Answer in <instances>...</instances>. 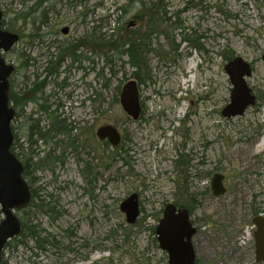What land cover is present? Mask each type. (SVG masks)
I'll return each mask as SVG.
<instances>
[{
	"label": "rangeland",
	"instance_id": "1",
	"mask_svg": "<svg viewBox=\"0 0 264 264\" xmlns=\"http://www.w3.org/2000/svg\"><path fill=\"white\" fill-rule=\"evenodd\" d=\"M143 1L146 6L160 2ZM186 1L163 0L159 5L155 18L161 27L156 39H151L152 47L158 52L170 50L165 28L171 30L178 46L168 56L148 53L150 78L142 83L144 113L140 120H133L120 106L116 90L120 79L122 87L132 78L133 68L120 64L125 56L116 62L112 75L98 48L92 51L86 43L75 54L89 59L72 64L66 56L54 76L44 60L47 51H52L48 46L52 40L73 44L80 38L86 40L84 35L91 34L94 26L97 35L105 32L109 23L118 36L127 32L133 17L137 26L146 25V13L144 21L140 20L141 0H0L4 26L22 37L4 54L15 64V83L32 80L35 73L39 82L45 79L43 89L51 109L57 108L61 118L74 124L69 137L75 138V144L85 145V150H74L68 145L69 137L59 136L57 146L53 140L56 143L46 147L60 155L62 163L53 171L34 175L40 177L37 184L44 191L58 197L62 210L56 221L40 214L38 218L56 247L42 252L29 241L28 246L8 248L4 255L8 264H90L102 258L101 264H168V255L154 245L146 227L157 224L155 217L168 202L186 203L188 195L196 200L190 204V219L196 227L192 238L196 264H264L255 261L251 222L253 207L264 210V0H202L189 10ZM44 19H48L46 24L41 22ZM176 22L182 27H169ZM64 26L69 32L61 33ZM185 34L198 37L201 49L184 43ZM225 50L250 62L253 72L247 83L257 100L244 114L228 118L220 113L231 89L223 70L230 60L224 59ZM117 56L113 53L112 59ZM31 57L36 58L35 65L26 67V58ZM69 64L74 67L67 72ZM77 64L84 69H76ZM188 70L192 71L188 76L192 88L186 90ZM105 78H110L108 89L103 87ZM93 90H98L102 103L87 98ZM25 111L29 113L30 107ZM170 123H174L171 131ZM15 124L20 125L19 120ZM103 124L114 125L128 137L123 144L127 165L110 161L113 147H106L95 135ZM179 154L184 155L185 165L176 162ZM201 155L206 165H201ZM87 163L99 177L91 185L81 173ZM105 164L110 167L104 168ZM179 167L185 168L183 175ZM213 173L224 177L226 191L218 196L210 189ZM134 191L139 194L138 222L143 229L130 227L119 210V202ZM105 247L110 250L102 251Z\"/></svg>",
	"mask_w": 264,
	"mask_h": 264
},
{
	"label": "trees",
	"instance_id": "2",
	"mask_svg": "<svg viewBox=\"0 0 264 264\" xmlns=\"http://www.w3.org/2000/svg\"><path fill=\"white\" fill-rule=\"evenodd\" d=\"M160 2H150L145 5V2L141 0L142 5L139 9L141 11H145L147 13L146 17H148L149 20H147V24L143 25L142 27L137 26V28H127L125 33H121L118 36H115V32L112 28H110L111 23L108 24V28L105 30V32H100L99 35H95L93 33L94 27L91 30V38H89L88 34H85L84 37L86 40L82 41V38H80L77 43L72 44V42L63 41L61 43H57L55 40H52L50 44L48 45L50 48L52 47V51L48 50L46 53V58L44 60V63L46 64V68L49 74H52L53 76L58 73V66L60 65L61 61L64 59V57H70L71 63L74 64V62H77L81 60V58H88L86 55L85 57L79 56L75 54V51L78 46L81 44H84L85 41L88 42L95 39L97 42H91L89 45L90 49L94 51L97 49L103 58V63L105 66V69H108L109 75L116 74V71H114V67L117 65V61H121L122 57L125 56L126 60L121 61V67L124 65H130V67L133 68V66H136V74L138 83L144 84L147 79H149V73H148V62H147V56L148 53L153 52L156 56L165 55L168 56L171 54V49L177 48L178 44L174 43V36L171 34V30L168 28L162 29L164 32V35L167 37L166 39L170 41L169 48L170 50L165 51L163 49L160 50V52L153 49L154 42L151 41L155 40L157 37V34L160 33L159 28L161 25H159V19H156L155 16L159 14V5L162 6L163 0H159ZM202 0L194 1V0H187L185 5V9L189 10L192 7H197L201 4ZM146 6V7H145ZM191 6V7H190ZM147 10H146V9ZM123 10V8H120ZM145 9V10H144ZM4 14V13H3ZM29 14V13H28ZM30 15V14H29ZM28 15V17H29ZM22 16V14H20ZM162 16V15H161ZM26 17V16H24ZM162 21H166L165 18H162ZM42 22V21H41ZM2 24L4 26V19L2 20ZM42 24H44L42 22ZM145 27V28H144ZM171 28H180L182 27L181 23L176 22L175 24H170ZM7 29H10L12 31L13 28L11 26L6 27ZM143 28V29H142ZM16 32V31H14ZM158 32V33H157ZM17 33V32H16ZM18 34V33H17ZM20 36V33L18 34ZM20 38H22L20 36ZM184 43L190 44L191 48H197L201 49L199 44L198 37H191L190 35L185 34L181 38ZM97 45V46H96ZM56 48L53 50V48ZM102 47H104V50H102ZM101 48V49H100ZM115 53L118 56L116 59H112V54ZM224 59H231L233 56L230 55L228 50H225L224 52ZM57 56V60H53V57ZM35 59L34 57L26 58L25 64L26 67L34 66L35 65ZM31 62V63H30ZM72 64H69L70 66ZM201 64V61L197 64V67H199ZM16 68V67H15ZM46 70V69H45ZM16 70L13 72L10 80V87H9V101L13 105L16 111V115L12 120L11 125V131L13 133V141L11 146V152L15 154L18 159L22 162V165H24V170L22 176L27 181L28 186L30 187V201L27 204L26 207L20 209L17 211V215L21 222L20 232L18 235L10 238L7 240V243L5 244L3 250H2V256H4L5 251L9 248H17L19 245L28 246L29 241H31L35 248L38 250H41L42 252H46V247H56V244L53 240L49 239V234L45 233V229L40 226L41 224V218H38V214L41 216H45L46 218L50 219V221H56L61 214L62 208L59 209L58 206V197L54 195V193L46 192L44 191V188L42 185L37 184V182L40 180V177L37 175H34L37 171H53L54 167L58 162L62 163V159L60 155H56L52 149H46V147L51 146L55 144L53 140L57 141L56 145H58L59 136H67L69 137L71 134V130L74 128V124L71 123V121L68 122V120H65L64 118H61V113H58L57 108L51 109V104L48 101V96L44 93V87L46 85V80L43 79L42 82H39V74H34L32 77V80L26 79L22 81L20 85L15 83V80L13 79V75H15ZM132 74V73H131ZM110 81V78L106 79L103 83L104 89H108V83ZM128 81V78L126 79ZM125 81V82H126ZM121 79L118 81V84L116 86L117 92L121 89ZM57 85L61 86L59 82H56ZM63 85V83H62ZM92 102H103V98L100 97V94L98 90H93V93L89 94L88 97ZM114 100L117 102L118 97H115ZM58 103V102H57ZM60 105L59 103L57 104ZM30 107V112L27 113L25 110ZM141 117H139L138 120H140ZM19 120L20 125L15 124ZM125 141H129L128 137L126 135H121V142L117 146H112L111 153L109 155L110 161L114 163H123L124 165L128 164V161L125 159L124 154L127 153L126 148H124ZM75 138H70L68 140V145L72 147V149H83L85 147L84 144L79 143L78 145L75 144ZM104 145L108 147L109 142L107 140H104ZM46 149V150H45ZM43 156H40L42 155ZM102 157V156H101ZM179 159L176 160L179 165H185L187 161L184 159V155L179 154ZM184 159V160H182ZM33 160H36L33 162ZM109 164H105L104 168H109ZM93 166H91L89 163L86 164L84 167V174L83 177L86 180L87 184L91 185L95 181L99 180V177H97L96 174L97 171H93ZM180 173L183 175V172L185 171L183 167H179ZM106 185V184H105ZM105 185L103 187H105ZM93 186H91V190L89 189V194H92ZM183 190L187 191L186 183H184ZM88 193V192H87ZM186 203H180L179 201L177 203H174L175 206H181L186 207L188 211H190V204L192 205L196 202L194 196L188 195L186 199ZM163 209V208H162ZM264 210H261L259 207H253L252 208V217L255 214L263 213ZM159 213H163L162 210L159 211ZM0 214H2V211L0 209ZM264 215V214H263ZM162 214H157L155 217V220L158 221L161 218ZM143 222V221H141ZM131 226L137 225L143 229L142 224L138 222V219L133 224H128ZM157 225V224H156ZM156 225L148 226L146 229L150 230V233L153 234L152 242L156 247H158L157 238L155 234ZM139 229V230H141ZM45 233L44 235H42ZM112 234L114 231L112 230ZM127 237L130 235L126 234ZM125 236V237H126ZM114 237V236H113ZM160 247V246H159ZM110 250L109 247H105L102 249V251ZM109 257V255L107 256ZM103 259V258H102ZM94 260V262L90 264H101V260ZM0 264H8L7 260H4L3 258L0 260ZM196 264V260L195 263Z\"/></svg>",
	"mask_w": 264,
	"mask_h": 264
},
{
	"label": "water",
	"instance_id": "3",
	"mask_svg": "<svg viewBox=\"0 0 264 264\" xmlns=\"http://www.w3.org/2000/svg\"><path fill=\"white\" fill-rule=\"evenodd\" d=\"M3 16L0 7V209L3 215L0 221V260L7 240L20 232L21 222L17 211L26 207L31 198L30 187L22 176L24 165L11 152L13 141L11 121L16 112L8 101V94L9 77L14 71V64L7 62L2 56V52L9 51L20 36L2 26ZM67 29V26L62 27L61 33H66ZM261 57L264 62V52ZM223 70L231 83V89L228 103L220 113L225 118L242 115L257 101L256 95L247 83L253 68L248 60L236 55L225 63ZM119 103L128 117L134 120L139 118L141 106L137 84L133 78L121 87ZM96 136L98 140H108L112 146L118 145L121 141L118 128L112 124L99 125ZM210 178L213 195L218 196L226 191L223 174L214 173ZM119 210L125 215L127 223H135L140 215L139 194L134 191L126 196L119 202ZM162 212L155 234L158 245L168 255V264H194L196 254L192 237L196 233V227L190 221L189 211L185 207L177 208L175 204L168 202ZM251 219L255 227L253 233L255 261L264 262V216L255 214Z\"/></svg>",
	"mask_w": 264,
	"mask_h": 264
},
{
	"label": "flooded vegetation",
	"instance_id": "4",
	"mask_svg": "<svg viewBox=\"0 0 264 264\" xmlns=\"http://www.w3.org/2000/svg\"><path fill=\"white\" fill-rule=\"evenodd\" d=\"M75 3V2H74ZM168 4V2H166V5ZM201 5V4H200ZM191 7V6H190ZM91 12H93V11H91ZM145 11H143V12H141V16H140V20L141 21H144V17H145ZM85 13H83V15H84ZM147 14V13H146ZM82 15V16H83ZM135 18V19H134ZM137 19V17H133L132 18V21L131 22H129V28H137V25H138V20H136ZM48 19H44L42 22L44 23V24H46V21H47ZM48 22V21H47ZM132 23V24H131ZM2 26H3V24H2ZM5 29H7L5 26H3ZM67 32H69V27L67 26ZM8 30V29H7ZM62 30V29H61ZM96 28L94 27V31H93V33H95L94 34V36L95 35H97V33H96ZM90 33H91V31H90ZM92 34V33H91ZM91 34H88L89 35V38H91ZM91 42H97V40L95 39V41L94 40H91ZM90 41H88V42H86L85 41V43L86 44H88V45H91L90 43H91ZM74 43H77V42H74ZM74 43H73V45H74ZM97 46V45H96ZM74 47H75V45H74ZM75 51V50H74ZM9 52V51H8ZM6 52H3L2 54H3V56H4V54H5ZM74 64H75V62H74ZM68 66V70H67V72L72 68V66L73 65H67ZM74 67V66H73ZM76 69H80V70H83L84 68L81 66V65H79V64H77L76 65ZM136 70H137V68H136V66H133V70H132V78L135 80V82H136V84H137V88H138V95H139V104H140V106H141V112H140V115H139V117H143L142 115H143V113H144V106H143V104H144V102H145V96L144 95H142V92H143V88H142V86H143V84H139L138 83V80H137V75L138 74H136ZM185 113H187L186 111L184 112V114H183V116H182V118L184 119L185 118ZM176 120H178V118L177 119H175V121ZM173 124L174 123H170L169 125H170V131H171V128L173 129L174 128V126H173ZM169 132V131H168ZM96 135V134H95ZM120 139H121V136H120ZM103 140H106V139H103ZM108 141V140H107ZM121 142V141H120ZM84 144V143H83ZM201 165H206L207 164V162L205 161V157H203L202 155H201ZM84 172V168L82 169V171H81V173L82 174H84L83 173ZM177 207V206H176ZM178 207H181V206H178ZM177 207V208H178ZM186 208V207H185ZM188 211V210H187ZM189 216H190V211H189ZM190 221H191V219H190ZM193 223V222H192ZM193 225H194V223H193ZM195 226V225H194ZM196 234V233H195ZM194 234V235H195ZM193 238V237H192ZM4 255H5V253H4ZM4 259V256H1V259ZM5 260V259H4Z\"/></svg>",
	"mask_w": 264,
	"mask_h": 264
}]
</instances>
